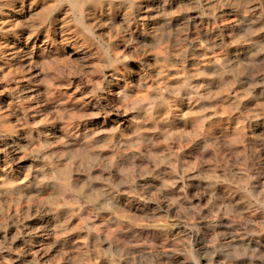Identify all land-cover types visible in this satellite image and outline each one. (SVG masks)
I'll return each instance as SVG.
<instances>
[{"label": "rangeland", "instance_id": "1", "mask_svg": "<svg viewBox=\"0 0 264 264\" xmlns=\"http://www.w3.org/2000/svg\"><path fill=\"white\" fill-rule=\"evenodd\" d=\"M0 264H264V0H0Z\"/></svg>", "mask_w": 264, "mask_h": 264}]
</instances>
